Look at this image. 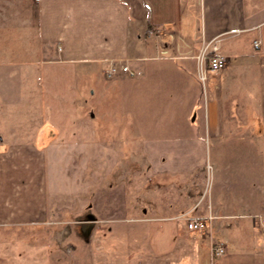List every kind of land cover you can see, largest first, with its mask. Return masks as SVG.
<instances>
[{
    "label": "crops",
    "instance_id": "0c3cea01",
    "mask_svg": "<svg viewBox=\"0 0 264 264\" xmlns=\"http://www.w3.org/2000/svg\"><path fill=\"white\" fill-rule=\"evenodd\" d=\"M35 8L49 30L41 26V59L17 64L0 54V227L63 218L56 159L87 160L91 125L120 116L141 147L145 190L168 196L150 217L161 245L148 264L208 255L211 264H264L263 238H253L264 216V0H39ZM210 40L226 65L202 79L196 55ZM112 62L132 74L108 77ZM94 112L108 120L93 122ZM103 203L100 220L121 216L123 204ZM207 216L205 229L187 227ZM216 242L221 255L211 251Z\"/></svg>",
    "mask_w": 264,
    "mask_h": 264
},
{
    "label": "rangeland",
    "instance_id": "374dc122",
    "mask_svg": "<svg viewBox=\"0 0 264 264\" xmlns=\"http://www.w3.org/2000/svg\"><path fill=\"white\" fill-rule=\"evenodd\" d=\"M37 1L0 0V48H3L0 54L4 59L12 54L17 64L34 63L36 57L44 54L41 26L45 36L49 35V30L43 22L39 26L36 19ZM65 22L58 23L61 29L66 30ZM49 48L56 49V42ZM97 85L95 82L94 87ZM108 103L111 106L107 110H114L115 98L106 100L104 106ZM94 114L93 122L100 118L108 120L107 114ZM118 117L122 121L114 125H91V133L97 138L92 142L93 147L89 146L90 142L85 145L90 149L87 160L60 163L56 159L55 188L66 195L62 198L65 202H61L66 210L63 218L56 217L53 224L0 227V264H148L150 254L161 245V239L152 238L155 234L150 233L157 229L150 217L159 214L160 204L165 203L168 196L145 190L148 173L141 147L134 133L128 130L127 121ZM66 168L70 173L63 177L61 172ZM80 173L84 174L78 175ZM100 190L102 194L98 195ZM92 197L96 199L94 209L90 207V203H94ZM99 200L104 205L117 201L120 208L123 204L121 216L100 220L98 212L95 213L96 206H101ZM258 229L262 232L259 224ZM256 237L263 238L260 242L264 246V233L253 238ZM198 263L211 264L209 255L206 262L199 259Z\"/></svg>",
    "mask_w": 264,
    "mask_h": 264
},
{
    "label": "built area",
    "instance_id": "2783aa9c",
    "mask_svg": "<svg viewBox=\"0 0 264 264\" xmlns=\"http://www.w3.org/2000/svg\"><path fill=\"white\" fill-rule=\"evenodd\" d=\"M258 44L259 43L257 41H254L255 47H257ZM196 60L198 62V75L202 79L205 77V72L207 68L210 70H219L226 65V58L218 52V46L213 40L205 42L201 45L196 55ZM118 70H121L123 72H129L130 74H132L131 70H129L126 65H118L115 62H112V64L109 66L105 73L108 77H110L114 75ZM210 218L211 216L203 218H188L187 227L190 230H203L207 225L208 219ZM257 219L258 224L264 233V216L259 215ZM224 250L225 245L222 242L214 243L211 246V251L213 255H221Z\"/></svg>",
    "mask_w": 264,
    "mask_h": 264
}]
</instances>
